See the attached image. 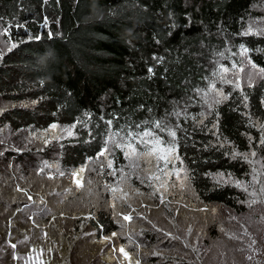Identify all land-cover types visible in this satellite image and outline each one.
Instances as JSON below:
<instances>
[{
  "label": "trees",
  "instance_id": "1",
  "mask_svg": "<svg viewBox=\"0 0 264 264\" xmlns=\"http://www.w3.org/2000/svg\"><path fill=\"white\" fill-rule=\"evenodd\" d=\"M258 1L0 0V21L23 24L12 26L16 46L0 57V98L11 103L0 112V126L51 135V125L72 124L73 135L61 141L58 158L45 155L47 177L63 171L71 175L83 166L85 175L102 181L100 194L85 196L81 187L73 188L57 200L59 209L45 207L44 216L30 218L44 231L42 264L112 263L110 253L116 254L106 251L113 244L119 253L129 252L127 264H197L189 244L197 229L222 238L219 229L230 227L228 220L218 222L214 208L223 206L238 216L247 211L248 192L214 176L230 173L246 182L252 165L245 155L264 157V72L238 87L219 83L220 97L206 111L203 92L197 90L207 89L210 59L228 41L244 45L252 65L264 69V34L242 35ZM109 120L113 131H135L145 121L179 124L177 150L183 163H178L184 173L178 178L168 166L165 182L149 162L146 173L159 176L149 181L137 170L129 176V160L119 148L98 157ZM33 154L12 150L7 156L21 160ZM115 180L136 210L142 209L143 198L148 218L171 234L168 243L140 229L135 210L130 220L119 217L118 210L126 209L116 207ZM107 236L112 243H105Z\"/></svg>",
  "mask_w": 264,
  "mask_h": 264
},
{
  "label": "rangeland",
  "instance_id": "2",
  "mask_svg": "<svg viewBox=\"0 0 264 264\" xmlns=\"http://www.w3.org/2000/svg\"><path fill=\"white\" fill-rule=\"evenodd\" d=\"M251 9L255 14L245 21L243 31L246 33L264 34V0L254 3ZM22 25V23L12 25L9 21L6 23L0 21V57L15 43V36L11 33L12 26L19 28ZM244 49L245 51L240 54V45L234 46L232 42H226V46L210 59L212 72L220 66L228 68L227 78L232 83L226 84L243 85L255 81L262 71L252 65L247 56L246 48L244 47ZM220 53H223L224 56L221 57ZM233 65H235L234 69ZM211 78L214 79L213 77ZM215 79L216 98L213 99L212 93H209L207 97L203 93V97L200 99L204 111L209 109L213 101L220 97L221 90L218 86L220 82L218 78ZM9 106H11L10 102L0 98V112ZM163 122L166 123L165 121ZM53 129L54 132L51 135H49L50 133L47 134L45 130L40 132L30 131L29 135L24 131H19L18 133L8 131L0 126V264H42L44 260L41 255L44 249L42 234H44V231L41 228L39 229V224L31 221L30 218L32 216L33 218L44 216L50 209H59L61 205L56 203L57 200H61L63 194L74 193L73 188L81 187L80 193L85 196L91 194L90 196L92 197L93 194H100L98 190L101 187V179L85 175L87 168L83 166L74 169L71 175L63 171L61 175L60 172H57L47 177L46 171L49 168L47 165L49 159H57L61 141L73 135L72 124H59ZM69 132L72 134L69 135ZM13 136L17 140L13 139ZM41 138H46V142L41 143ZM163 138L165 140L168 139L166 134L163 135ZM50 146H52V149L49 150ZM34 147L40 149V151H36ZM12 150H32L34 154L31 157H23L21 160L14 159L7 156L9 151ZM47 152L49 159L45 157ZM247 159L251 161L252 166L249 179L246 182L237 180L232 176L229 178L227 174L221 175L222 173H218L214 177L223 183L235 184L236 181H240L246 184L248 186L249 197L247 206L249 208L240 216L223 206L214 208V217L218 222L220 220H228L229 223L227 224H230V227L224 230L219 229L222 233V238L208 236L206 234L207 231L203 227L197 229L199 234L189 240L191 248L197 251H195L194 256L197 264H264V191L261 190L264 188V157H254L250 154ZM149 162L156 164L155 158L148 155L141 157L135 162L138 167L130 166L129 161V176L134 175H132L134 173L133 170L139 171L140 173L137 172V175H141L143 178L144 176L146 178L155 176L153 172L149 171L146 173V166ZM175 165L178 167L175 166V169L179 171V175L183 174L184 169L179 166L178 161ZM169 167H172V165L170 164ZM55 168H58V165ZM99 168L102 169L103 166L99 165ZM253 168L256 169L258 179L256 183H253L252 180ZM39 171L44 174H40ZM157 172L156 175H163V180L166 182L165 179L169 168L167 171H163V166H161V170H157ZM179 175L176 176L179 178ZM65 176H68V178H64ZM53 180L57 183H53ZM44 181L51 182V187L47 186ZM177 182L181 184L182 179L177 180ZM119 187L122 188L121 181L115 180L111 188L117 193L116 207L126 209L125 211L118 210L119 217L124 219L123 217L128 216L131 210H135L138 217L137 224H140L139 228L150 230L157 234V241L162 240L168 243V238H170L171 234L166 232V230L164 231L154 221L157 220L156 218H148V213L142 210L144 208L147 209L146 203H141L145 202L143 198L139 201L143 206L142 209H139L138 206L136 210L135 205L132 203L133 200L127 199L126 194L119 190ZM46 188L49 190L46 191ZM238 188L243 190L241 187ZM253 192L256 194L255 196L251 195ZM151 193L154 194V191L151 190ZM134 200L137 199L135 198ZM159 202L164 203V198H159ZM67 204L69 203L67 202ZM45 207L48 211L45 210ZM65 208L63 207L62 210L66 211ZM147 221L149 224H147ZM235 224L236 226H234ZM107 237L104 239L105 243L107 241L112 243L113 240L109 236ZM116 248V245L113 244L106 251V254H109V252L116 254V257H114L110 253L113 260L112 263H104L97 260L93 264H123L122 262L127 264L130 260L132 261V259L128 261L129 252L123 249V252L120 251L119 253ZM131 248L133 249V245H131ZM124 253H127V255ZM150 253L154 254L155 250H151Z\"/></svg>",
  "mask_w": 264,
  "mask_h": 264
},
{
  "label": "snow or ice",
  "instance_id": "3",
  "mask_svg": "<svg viewBox=\"0 0 264 264\" xmlns=\"http://www.w3.org/2000/svg\"><path fill=\"white\" fill-rule=\"evenodd\" d=\"M247 33H244L242 35H246ZM36 39H39V37H36ZM16 45H13L15 47ZM245 51L244 45H240V54H242ZM220 56L223 57L224 54L220 53ZM230 59V57H229ZM235 68V65H233V69ZM151 71V70H150ZM262 72H264V69H261ZM229 72L228 68H225L223 66L218 67L215 71L212 73V77L214 79H210L207 85V91L199 89L197 90L198 93L203 92L205 97L209 93L213 94V99L216 98L217 91L215 89V82L216 79H219V82L221 84L224 83H232V81H229L227 78V74ZM208 79V78H206ZM238 87V84L236 85ZM226 98V97H225ZM108 125V135L105 138L104 145L102 147L101 153L98 154L99 156H103L104 152L107 151L109 155H113L112 149L113 148H119L123 153L125 159L130 161V166L132 167H138V165L135 163L138 161L141 157L148 155L155 158L157 170H161V166H163V171H167L168 166L171 164L173 166V173L169 174H175L179 175V171L175 169V161H179V163H183L182 160H180L177 150V140H176V128H179V124L176 125V128H173L163 121H152L148 122L145 121L143 124H139L135 126V131H133L131 128H120L118 130L113 131L112 130V121H106L105 122ZM52 128L57 127V125L53 124L51 125ZM72 133L69 132V135ZM167 135L168 139L165 140L163 138V135ZM261 143H264V138H262ZM111 146V147H110ZM233 155H240L238 153H234ZM255 155V153H253ZM245 159H247V156L245 155ZM251 163V161H249ZM107 167L109 169H112V161L108 160ZM110 175H114V170L109 173ZM223 175V174H221ZM229 178H231V174H228ZM149 181L158 179V177L155 176H149ZM253 183L258 182L256 169L253 168V177H252ZM236 187H241L245 192L248 190V186L246 184H243L240 181L235 182ZM264 191V188L261 189ZM252 196H255L256 194L253 192L251 193ZM124 220H130L131 217L124 216ZM14 247V246H13ZM121 252H123V249H121ZM127 255V253H124Z\"/></svg>",
  "mask_w": 264,
  "mask_h": 264
}]
</instances>
